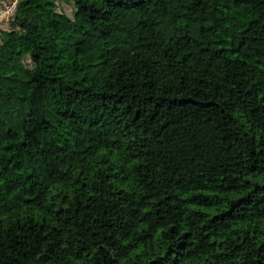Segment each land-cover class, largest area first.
Here are the masks:
<instances>
[{"label": "trees", "instance_id": "1", "mask_svg": "<svg viewBox=\"0 0 264 264\" xmlns=\"http://www.w3.org/2000/svg\"><path fill=\"white\" fill-rule=\"evenodd\" d=\"M0 264H264V0H20Z\"/></svg>", "mask_w": 264, "mask_h": 264}, {"label": "built area", "instance_id": "2", "mask_svg": "<svg viewBox=\"0 0 264 264\" xmlns=\"http://www.w3.org/2000/svg\"><path fill=\"white\" fill-rule=\"evenodd\" d=\"M20 0H0V25L16 15Z\"/></svg>", "mask_w": 264, "mask_h": 264}, {"label": "rangeland", "instance_id": "3", "mask_svg": "<svg viewBox=\"0 0 264 264\" xmlns=\"http://www.w3.org/2000/svg\"><path fill=\"white\" fill-rule=\"evenodd\" d=\"M64 10L67 12V15L70 16V14H71V7L69 5H65L64 6ZM16 20H19V17L18 16H16Z\"/></svg>", "mask_w": 264, "mask_h": 264}]
</instances>
